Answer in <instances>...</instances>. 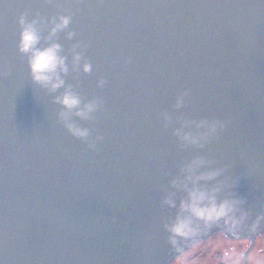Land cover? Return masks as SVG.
Wrapping results in <instances>:
<instances>
[{"label":"water","instance_id":"water-1","mask_svg":"<svg viewBox=\"0 0 264 264\" xmlns=\"http://www.w3.org/2000/svg\"><path fill=\"white\" fill-rule=\"evenodd\" d=\"M21 13L37 21L38 47L61 45L68 72L56 91L18 50ZM60 15L71 23L49 39ZM69 86L96 110L82 117L57 102ZM197 157L198 171L223 169L216 180L228 178L248 218L238 234L213 226L173 248L164 225L186 194L171 181ZM258 215L264 0H0V264H169L219 231L253 243Z\"/></svg>","mask_w":264,"mask_h":264},{"label":"clouds","instance_id":"clouds-1","mask_svg":"<svg viewBox=\"0 0 264 264\" xmlns=\"http://www.w3.org/2000/svg\"><path fill=\"white\" fill-rule=\"evenodd\" d=\"M26 15V13H21L17 19L20 25L18 50L27 55L32 79L37 84L51 91H56L64 86L61 73L66 74L68 72L66 57L60 54L61 45L58 43L52 42L42 48L37 46L41 39L37 21L27 20ZM71 20V15H60L54 19L48 38L51 39L57 32L66 29ZM72 35V32L68 33L69 37ZM80 60L81 53L73 51V66L79 65ZM82 67L85 72L91 71L90 63L85 62ZM98 83L103 85L104 80L101 79ZM55 99L68 110L76 109V114L82 117L94 112L100 103L99 101H92L81 108V99L78 94L71 91L70 86ZM181 99L178 98L177 105L181 103ZM62 115H65L66 118V114ZM221 126L223 125L221 124ZM67 127L75 136H88L87 129L77 127L72 123H67ZM215 127V124L211 125L209 131H215ZM176 135L184 141L197 142V137L189 133H182L180 129L176 130ZM97 139H102V137H97ZM89 147L94 148L95 142L90 143ZM206 163L203 158H193L182 166L183 177L177 176L171 181L174 187L183 189L186 194L180 199L175 217L164 225L165 230L169 233L168 242L173 248H179L181 241L185 242L213 226L223 225L227 233L238 234L248 218V212L242 208L244 199L231 191L232 184L228 178L216 180L217 177L221 176L222 168H208L198 171ZM213 180H216L215 184L209 185L208 182ZM200 181H204V183L201 184ZM222 192L223 195H221ZM174 195V193H169L165 196L164 203L170 207H176ZM262 219H264V215H258L250 225V231L254 232ZM228 255L225 253L226 257Z\"/></svg>","mask_w":264,"mask_h":264},{"label":"flooded vegetation","instance_id":"flooded-vegetation-1","mask_svg":"<svg viewBox=\"0 0 264 264\" xmlns=\"http://www.w3.org/2000/svg\"><path fill=\"white\" fill-rule=\"evenodd\" d=\"M250 244V238L218 232L193 244L169 264H264V233L256 236L246 255Z\"/></svg>","mask_w":264,"mask_h":264}]
</instances>
